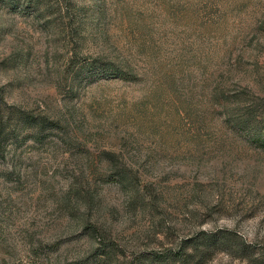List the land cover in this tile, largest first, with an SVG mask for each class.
<instances>
[{
  "label": "rangeland",
  "instance_id": "obj_1",
  "mask_svg": "<svg viewBox=\"0 0 264 264\" xmlns=\"http://www.w3.org/2000/svg\"><path fill=\"white\" fill-rule=\"evenodd\" d=\"M1 119L0 264H264V0H0Z\"/></svg>",
  "mask_w": 264,
  "mask_h": 264
},
{
  "label": "trees",
  "instance_id": "obj_2",
  "mask_svg": "<svg viewBox=\"0 0 264 264\" xmlns=\"http://www.w3.org/2000/svg\"><path fill=\"white\" fill-rule=\"evenodd\" d=\"M33 0H30V2H32ZM20 123L23 125V126H32L33 124H35V125H39V127H41V129H40V131H42V126H40V124H39V122H36V121H34V119L32 118V117H30V116H26V115H21L20 114ZM2 123H3V121H2V119L0 120V127H1V125H2ZM41 125H43V124H41ZM250 131L252 132V133H254L253 132V130L250 128ZM254 135L255 136H257L256 138H259V139H261V140H263V142H264V135H262V134H260V133H254ZM1 136V135H0ZM1 138V137H0ZM263 145H264V143H262Z\"/></svg>",
  "mask_w": 264,
  "mask_h": 264
}]
</instances>
